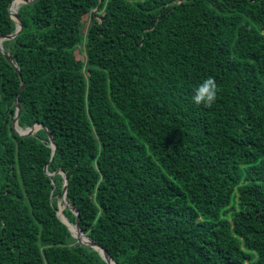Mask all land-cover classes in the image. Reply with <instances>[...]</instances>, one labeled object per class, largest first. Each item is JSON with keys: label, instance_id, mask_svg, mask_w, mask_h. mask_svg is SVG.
Masks as SVG:
<instances>
[{"label": "trees", "instance_id": "1", "mask_svg": "<svg viewBox=\"0 0 264 264\" xmlns=\"http://www.w3.org/2000/svg\"><path fill=\"white\" fill-rule=\"evenodd\" d=\"M13 1L0 0V38ZM16 13L22 30L1 44L19 74L0 51V264H108L59 220L61 172L63 216L76 210L116 264H264V0ZM209 77L217 99L197 105ZM21 83L17 125L43 127L23 137Z\"/></svg>", "mask_w": 264, "mask_h": 264}, {"label": "water", "instance_id": "2", "mask_svg": "<svg viewBox=\"0 0 264 264\" xmlns=\"http://www.w3.org/2000/svg\"><path fill=\"white\" fill-rule=\"evenodd\" d=\"M14 1H17L18 4L16 6V9L15 11L12 12L11 10V4L14 2ZM13 2H11L9 4V7H8V11H9V14L11 16V18L15 21L16 23V29H15V32L11 35H7V36H4L2 38H0V51L1 53L3 54L5 60L10 64V66L19 74V70L18 68L16 67V65L12 62V60L9 58V55L7 53H5V51L3 50L2 48V42L4 40H11V39H14L15 37H17L19 35V33L21 32L22 30V23L19 19V17L17 16V13H16V10L18 8V5L19 4H26V3H32L33 1L35 0H14ZM87 27V26H86ZM19 79H21V76L19 75ZM24 87V83H21V86L19 88V91H18V94L15 96V110H16V113H15V116H14V119H13V122H12V127H13V130L21 137L23 136H30L32 135L36 130H38L39 128H43L41 125L39 124H33L31 127H28L26 129H22L20 127H18L17 125V121H18V117H19V114H20V105H19V101H18V95L19 93L22 91ZM47 136H48V139H49V142H50V145H51V148H52V154H51V158L53 157L54 153H55V149H56V146L54 144V141H53V138L51 136V134L49 132H47ZM44 171L46 173L47 176H53L54 174H50V173H47V167L45 166L44 167ZM60 175L62 176L63 178V187H62V198H61V201H62V205H59L58 206V211H57V216L59 218V220L61 222H63L70 230V232L72 233L73 237L77 240L78 243L84 245V246H89L95 250H97L99 252V254L101 255V257L108 263V264H116L111 258L110 256L108 255V253L105 251V249H103L99 244H97L95 241H93L92 239L88 238L82 231L81 229L79 228V217H78V213L76 210L74 209H71V211L73 212V214L75 215L76 219H75V223L74 224H70L68 223V221L65 219V217L63 216L62 214V210L65 208V207H69L68 204H67V201H66V193H67V186H68V180H67V177L64 175V173H60ZM69 225H72V227H70Z\"/></svg>", "mask_w": 264, "mask_h": 264}, {"label": "clouds", "instance_id": "3", "mask_svg": "<svg viewBox=\"0 0 264 264\" xmlns=\"http://www.w3.org/2000/svg\"><path fill=\"white\" fill-rule=\"evenodd\" d=\"M218 85L213 77L203 80L194 90L193 101L197 105L211 106L217 99Z\"/></svg>", "mask_w": 264, "mask_h": 264}, {"label": "rangeland", "instance_id": "4", "mask_svg": "<svg viewBox=\"0 0 264 264\" xmlns=\"http://www.w3.org/2000/svg\"><path fill=\"white\" fill-rule=\"evenodd\" d=\"M83 19H84V18H83ZM76 52H77V51H76ZM76 52H75L76 57L79 58V59H81V58H82V57H81L82 54L79 53V52H77V53H76ZM0 98H1V93H0Z\"/></svg>", "mask_w": 264, "mask_h": 264}, {"label": "bare ground", "instance_id": "5", "mask_svg": "<svg viewBox=\"0 0 264 264\" xmlns=\"http://www.w3.org/2000/svg\"><path fill=\"white\" fill-rule=\"evenodd\" d=\"M15 9H16V6L12 8V12L15 11Z\"/></svg>", "mask_w": 264, "mask_h": 264}]
</instances>
